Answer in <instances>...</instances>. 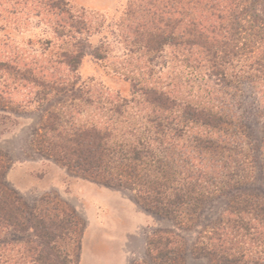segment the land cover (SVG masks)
Segmentation results:
<instances>
[{"label":"trees","instance_id":"trees-1","mask_svg":"<svg viewBox=\"0 0 264 264\" xmlns=\"http://www.w3.org/2000/svg\"><path fill=\"white\" fill-rule=\"evenodd\" d=\"M36 1L53 38L35 61L0 57V81H7L0 99L13 96L10 83L22 80L39 88L26 103L61 96L79 101L68 106L73 113L80 112L75 105L90 104L105 118L76 123L52 109L41 126L44 148L173 210L197 209L203 194L223 195L247 181V141L231 128L235 116L213 102L224 88L243 81L263 93L264 0H130L119 23L126 50L117 69L132 82L130 99L107 97L80 82L86 56L108 58L107 46L90 40L103 22L74 11L71 0ZM261 142L264 164V134ZM245 194L235 195L202 236L201 251L218 264H264V196ZM35 208L27 212L0 193V264H72L60 241L61 217L35 214ZM8 231L28 237L14 241ZM166 236L165 242L152 239L150 251L163 264H175L178 251L173 258L176 249L169 245L177 236Z\"/></svg>","mask_w":264,"mask_h":264},{"label":"rangeland","instance_id":"rangeland-1","mask_svg":"<svg viewBox=\"0 0 264 264\" xmlns=\"http://www.w3.org/2000/svg\"><path fill=\"white\" fill-rule=\"evenodd\" d=\"M129 3L71 0L74 11L92 13L103 22L90 40L96 46L106 45L108 58L86 56L78 75L80 82H87L107 97L130 99L134 94L131 80L117 71L126 50L119 23ZM38 11L36 0H0V57H17L22 63L41 58L44 42L53 38V33ZM4 79L0 87L7 82ZM9 89L12 98L5 95L0 99V193L20 201L27 212L36 207L35 214L59 215L65 231L60 241L69 250L72 264H163L151 253L150 241L163 237L165 242L169 233L181 241L176 243L172 238L174 244L169 245L176 249L173 258L177 251L179 255L172 263L218 264L214 255L202 252V242L206 241L202 236L235 195L264 196V164L257 148L264 134V90L260 92L253 83L243 81L224 88L213 102L235 116L236 125L231 128L247 141L244 151L249 154V178L223 195L203 194L206 196L197 209L183 206L179 210L155 205L146 195L114 182L105 173L84 172L68 165L42 146L41 126L49 111L60 109L64 120L96 123L105 120L96 106L75 105L80 112L73 113L68 106L72 108L71 102L79 101H64L61 96L26 103L36 97L39 88L22 80L11 82ZM6 234L18 242L28 237L19 232Z\"/></svg>","mask_w":264,"mask_h":264}]
</instances>
